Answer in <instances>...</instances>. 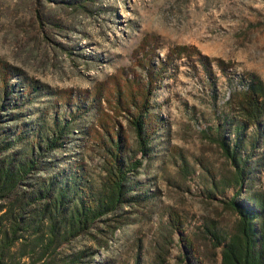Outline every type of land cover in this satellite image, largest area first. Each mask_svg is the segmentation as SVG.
<instances>
[{"label":"rangeland","instance_id":"374dc122","mask_svg":"<svg viewBox=\"0 0 264 264\" xmlns=\"http://www.w3.org/2000/svg\"><path fill=\"white\" fill-rule=\"evenodd\" d=\"M249 75L264 84V0H0V124L21 131V148L69 124L35 177L96 193L117 135L141 162L96 241L62 251L84 250L85 264H219L205 225L230 230L236 191L221 138L249 161L242 191L264 200V121L236 139L230 103ZM138 113L157 118L146 154Z\"/></svg>","mask_w":264,"mask_h":264},{"label":"trees","instance_id":"16d2710c","mask_svg":"<svg viewBox=\"0 0 264 264\" xmlns=\"http://www.w3.org/2000/svg\"><path fill=\"white\" fill-rule=\"evenodd\" d=\"M230 103L240 119L234 128L239 139L248 128L264 121L263 82L249 75L245 87L232 93ZM147 116L138 113L129 119L142 154L148 151L153 123L157 124V118ZM64 128L52 138L46 136L21 148V131L0 124V264H85L86 252L64 255L66 245L84 235L96 241L95 232L100 230L96 222L105 220L129 200L128 174L141 162H132L125 155L120 135L115 141L108 138L111 159L105 181L96 193L89 187H75L73 181L35 177L43 171L42 157L55 148ZM103 131L109 135L107 128ZM218 145L233 168L231 180L236 191L225 205L235 220L228 231L218 229L213 221L207 223L205 236L214 249L220 250L219 264H264V200L242 191L245 177L252 173L249 161L242 155L239 142L231 144L223 137ZM242 193H246V202L239 199ZM170 223V231L179 232L172 220ZM119 227L106 230L105 239Z\"/></svg>","mask_w":264,"mask_h":264}]
</instances>
